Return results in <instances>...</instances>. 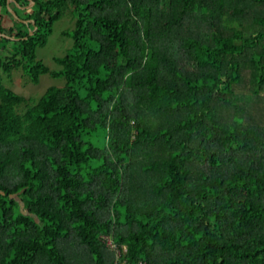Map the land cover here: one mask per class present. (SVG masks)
<instances>
[{
	"label": "trees",
	"instance_id": "obj_1",
	"mask_svg": "<svg viewBox=\"0 0 264 264\" xmlns=\"http://www.w3.org/2000/svg\"><path fill=\"white\" fill-rule=\"evenodd\" d=\"M33 1L0 68L64 83L0 81V264H264V124L235 92L264 87V0Z\"/></svg>",
	"mask_w": 264,
	"mask_h": 264
},
{
	"label": "rangeland",
	"instance_id": "obj_2",
	"mask_svg": "<svg viewBox=\"0 0 264 264\" xmlns=\"http://www.w3.org/2000/svg\"><path fill=\"white\" fill-rule=\"evenodd\" d=\"M7 9L11 16L3 13L0 9V25L8 26L11 25L13 21H22V13L19 12L20 17L14 15L8 5ZM72 25L73 21L71 16L66 12L65 15L54 24L53 31L48 36L47 43L44 46L37 48V58L42 60L50 69L59 68L54 62L53 57L63 55L71 45V39L64 35L63 32L72 27ZM6 46L9 48V44ZM6 54H8L7 50L5 48H0V57ZM250 75V68L245 67L241 82L235 87V92L241 100H244V96L252 98V100L245 101V122L260 126L264 124V87H261V90L255 94L254 85L251 82ZM0 81L18 94L34 99H38L48 86H58L64 83L62 77L55 78L49 74H43L41 75L39 82L34 84L28 79L22 70H13L9 73L5 72L2 68H0ZM21 109L22 107L19 108V110ZM106 244L110 249L115 250L117 256L119 255V251L113 244H111L109 238L106 239Z\"/></svg>",
	"mask_w": 264,
	"mask_h": 264
},
{
	"label": "water",
	"instance_id": "obj_3",
	"mask_svg": "<svg viewBox=\"0 0 264 264\" xmlns=\"http://www.w3.org/2000/svg\"><path fill=\"white\" fill-rule=\"evenodd\" d=\"M10 1H13V0H8V1H7V5H8V7L10 8V10L12 11V13H13L14 15H16V13L14 12V10L9 6V2H10ZM33 4H34V1H33V0H29V4L26 5V7H30V6L33 5ZM23 21L27 23L26 20H23ZM30 33H32V31H30ZM0 35L3 36V37H6V38L15 39L14 37H11L10 35L5 34V33H1V32H0Z\"/></svg>",
	"mask_w": 264,
	"mask_h": 264
}]
</instances>
